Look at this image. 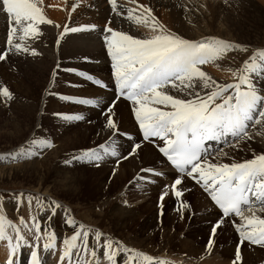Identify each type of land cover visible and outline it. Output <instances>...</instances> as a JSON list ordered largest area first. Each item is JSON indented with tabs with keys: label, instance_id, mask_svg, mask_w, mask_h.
I'll list each match as a JSON object with an SVG mask.
<instances>
[{
	"label": "snow or ice",
	"instance_id": "6c2138e0",
	"mask_svg": "<svg viewBox=\"0 0 264 264\" xmlns=\"http://www.w3.org/2000/svg\"><path fill=\"white\" fill-rule=\"evenodd\" d=\"M108 3L117 16L122 14V6L117 4V0H108ZM139 7L143 12L128 8L127 18L148 27L150 34L117 30L110 26L111 18L100 30L106 55L110 59V93L107 92L109 82L103 78L76 67L64 69L105 90L106 98L95 94L89 98L52 91L60 72V63L57 62L51 70L52 79L45 89L46 94L65 102L92 106L97 110L98 121H101V133L107 137L105 142L95 147L81 148L64 163L80 161L98 168L106 162V158L114 157L119 164L121 160L136 157L145 147L151 146L162 162L157 166L160 170L157 167L142 168L141 173L172 177L170 185H164L166 190L160 194L158 215L162 217L164 214V199L169 192L180 202L178 212L191 207L181 199L185 192L191 191L186 184L190 182L199 186L215 211L206 250L212 248L219 229L231 226L239 236L232 262L237 264L242 261L241 245L245 241L264 246V216L257 215V212L264 213V149L253 151L251 158L245 159L220 152L218 156L230 160L222 162L213 157L207 142L227 144L228 138H231L235 142L231 147L238 149L241 143L251 142L256 135L264 136V48L252 50L242 43L211 35L199 39L186 38L160 25L150 8ZM0 14L8 20L5 42L0 45V61H4L9 53L40 55L35 47L30 48L23 41L26 37L38 39L41 35L39 25L52 23L43 15L41 0H0ZM96 30L95 24L65 25L64 31L56 38V45L59 46L66 33ZM234 51L244 55L238 66L228 69L230 82H218L202 70V66L209 61L226 58ZM82 59L90 61L87 55ZM0 95L6 99L11 97L6 86L0 87ZM119 103H126L136 135L123 129L116 111ZM53 115L72 121L88 119L80 113L68 115L54 112ZM257 128L261 132L255 133ZM123 141L127 142L126 149ZM26 143L36 149L50 146V142L35 138ZM26 154L33 156L39 152L21 150L7 155L16 159ZM164 168L168 169L167 173ZM138 179L154 183L139 174ZM4 199L0 195V241L6 242V258L2 264H18V251L26 246L31 248L29 264H42L38 254L41 241L43 251H55L57 235L47 225L43 226L42 232L38 217L43 213L51 220L60 210H63L64 222L72 226V231L71 235L63 237L59 246L58 264H173L130 248L99 228L78 223L68 209L56 200L49 199L45 203L35 198L37 211L34 214V197H25L22 192H13L11 199L17 208L27 199L28 220L23 216L19 217V223L8 220V226L14 232L10 235L5 225ZM237 217L239 222L235 219Z\"/></svg>",
	"mask_w": 264,
	"mask_h": 264
},
{
	"label": "bare ground",
	"instance_id": "6f19581e",
	"mask_svg": "<svg viewBox=\"0 0 264 264\" xmlns=\"http://www.w3.org/2000/svg\"><path fill=\"white\" fill-rule=\"evenodd\" d=\"M69 1L70 0H41L43 15L45 16L46 20H50L52 21V23L39 25L41 35L38 39L32 38V37H26L25 40L23 41V43L29 46L30 48L35 47L37 51L40 53V55L31 56L29 54L21 53L13 57V59L15 58L17 62L19 61V59L22 60V63H24V66H25L24 72L26 70V72L31 71L33 73L40 74L44 71V70L43 71L39 70V69H42L41 66H47L48 64L49 65L51 64L50 66L52 67V64H54V67H55L56 63L58 62L61 65L60 69L76 67L79 70L87 71L89 73H94L103 78H108L107 71L110 69V59L106 55L105 46L102 41V34H100L101 33L100 30H102L101 26H104L106 23H108L109 18H111L112 23L110 26L114 27L117 30H123V31L129 32L130 34H138V35L150 34L148 32L150 31L148 27L139 23L141 24V26L143 25V28H140L137 26L138 28L137 29L136 27L131 26L132 24H130L135 21L129 20L127 18L126 7L136 9L140 5H144V2L145 3L151 2V4L153 3V4L158 5L156 7L161 8V11L164 12L162 13L160 20L165 26V28L170 29L173 32H176L177 34H182L186 38L199 39L200 37L211 35V36H216V37L223 38L226 40H230L232 42H239V43H245V44H254L255 41L258 40V38L253 39L255 32L253 31V29H251V27L247 23H246L247 25L245 23H242L243 25L241 26L239 25L240 27H237L234 29L232 28L225 29L223 27L204 28L200 26L201 28H198V31H196V29L193 28V26L199 27L198 24L196 23L197 22L196 20H195L196 22H191L183 18L180 21L182 17L180 18L177 15V11L182 13V11H185V10H189V11L196 10V9L201 10L202 6L204 7L206 5L207 7V5L209 6L211 3L218 2L219 4H221L222 3L221 0H218V1H215V0H185V1H181V0H117V4L121 5L123 9L122 14L120 16H117L116 13L112 11V7L108 3V0H75L78 2V5H77L78 10L77 12H75L74 17H72L71 19H68V11L71 8ZM217 4L215 6L219 7V5ZM145 6H147V4ZM137 10L139 11L140 9H137ZM160 14L161 13H159L158 15ZM200 17H203V16H200ZM85 24H95L97 25V30L96 31H80L76 33H71V32L66 33L65 36L61 38V43L59 44V46L56 45V38L59 36L60 32L64 31L65 25H68L69 27H78L80 25H85ZM57 25H59L60 27H57ZM7 29H8V20L7 18H5L4 14H0V45H3L5 42ZM17 42H20V41L18 40ZM251 49L255 50V47L253 46L251 47ZM85 55L90 57L89 62H85L82 59V57ZM243 55H244L243 53L234 51L233 53L229 55L230 57H226L220 60L218 59L216 61H209L208 63L202 66V70H204L207 74L211 75L213 79H216L218 82H225V81L230 82L231 73L229 72L228 69L233 68L234 65L240 64L242 62L241 57ZM23 59H24V62H23ZM34 63L36 67H33ZM5 67H2L3 69L0 68V80H4L7 82L9 79V71L7 72V69ZM12 73H10V75H12ZM33 73L31 74L33 75ZM27 76H28V72H27ZM51 79H52V76L50 77V80ZM26 80H29V78ZM50 80H47V81L44 80V83L48 82V85H49ZM36 81L34 83H37ZM67 81H69V83L71 84L69 85ZM62 82L64 85V93L73 94L76 96H88L89 98H91V96L95 94L99 97L106 98L105 90L99 89L98 87L91 85L88 81L76 76L73 73H67V78H65V80H63ZM53 86L54 87L52 88V91H57V88L59 86L58 77H57L56 83ZM34 94L35 93H33V95ZM39 94L40 96L43 95L46 98L47 107H49L53 103V102L51 103V101L53 100L58 103V100H55L54 97L50 95L46 97L43 92H40ZM33 95H31V98H33ZM33 108H34L33 105H29L27 110L24 109V114L26 118L29 120L31 116L30 115L31 110ZM72 108L79 109L80 114H83L88 119H92L91 124L86 126V129L82 133L86 135V133L88 132L93 133L97 131V136L100 137L101 143L105 142L107 137L104 133H101V128H100L101 121H98L97 110L94 109L92 106L81 107L75 104H73ZM60 109H61V106H60ZM116 111L118 113V118L122 121L123 129H128L132 132L133 135H136L134 121L129 114V109L126 103H119ZM55 112H57V109H55ZM69 112L75 113V112H72V110H70ZM52 114H51V117L53 118L54 116H52ZM47 121H50V120L46 119L45 122ZM55 122H57V118ZM74 125H76V123L71 120L67 122V126L65 127L67 129V132H70V133L66 138H70L74 134H77L78 131L80 130V129H78L77 131L74 130L73 129ZM254 132L259 133L261 132V129L257 128L254 130ZM98 133H100V135H98ZM228 141H231V138H228ZM123 143H124V148L126 149L127 142L123 141ZM234 143L235 142L233 141L230 143L228 147L225 146V148L223 149L221 148L222 149L221 152H227L229 154V157H233L236 159L251 158L253 151L259 152L261 149H264V136L256 135L255 138L251 142L247 144L241 143V146L238 149H234L231 147V145ZM215 145H216V142L213 141L211 144V148H210V151H213V157L217 159H221L222 162H230L228 157L218 156V153L220 152L218 151L215 152V149H214ZM55 151H59V150L56 149ZM73 154L74 153H72V155ZM157 156H158V153H156L155 150L152 149L151 146H149V147H145L138 156L129 157L127 160H122L117 166L110 165L112 164L113 160L111 158H106V162L102 164V167H107V170L109 171V173L112 170V173L115 176H117L122 182V180L127 178L129 175L139 174L140 176H145V174L141 173L140 171L142 168H152V167H157L161 165L162 162L159 159H157ZM42 159H45V158H42ZM59 160H62V159H59ZM43 162L46 163L45 161ZM54 167H57L56 164ZM6 169L7 168L0 170V178H4L5 176L6 177L10 176L11 173L8 172L9 171L8 169L7 170ZM113 169H115V171H113ZM59 170L62 171L63 173H66L63 168L62 169L59 168ZM157 170H160L159 167H157ZM163 170L165 171V173L168 172L167 168H164ZM16 171L18 172L19 170L17 169ZM103 171L105 172V170ZM24 172L26 171L24 170ZM161 178L166 181V184L170 185V182L172 179L171 176L165 175V176H162ZM52 183L54 187L57 186L62 192H70L73 195L75 194L78 195L79 193L78 185L74 186L73 184L61 183V181L59 180H53ZM125 183L126 182L123 183V186L120 189V191L117 192L118 193L117 197L122 195V199L120 200L119 198L115 199L116 201L114 199L113 200L112 199L111 200L109 199L101 200L100 199L97 202L95 201V202L90 203V205H86L83 211H79V212L74 211L72 206L68 205L69 214L71 216L73 214V216L75 217L78 214L82 218L80 223H83L86 226H91L93 228H99L101 231L105 233L107 232L113 238L120 240L122 243L126 244L130 248H135L139 251L146 252L147 254L160 258L162 260L171 261L173 262V264H232L234 257H235V251H236L235 245L230 246L231 243L229 244L226 240H225L226 242L223 241V238L228 235L234 236V238L239 237L238 233L234 230L233 227L231 229L230 226L228 228L227 225H225L224 227L219 229L217 234L214 237V244L212 248L206 250V245H207L206 242L208 240V236L210 233V224L214 222L213 218L215 216V211L212 209L211 204H209L206 194L203 195L201 193V195H199L200 194L199 192L201 191V188L199 186H195L193 185V183H190V182L186 184V187L191 189V191L185 192L182 198L184 201H187L191 205V207L186 208V209H180V211L181 212L184 211L182 213L186 212V214L190 212L192 213V215H195L194 217L195 223L194 222L193 223L196 226H198L197 227L198 229L199 228L202 229L203 235L205 236L206 240L200 242L201 241L200 236H196V234H193L194 233L193 231H191L193 233L189 232L191 226L183 222V217L180 214L181 212L179 213L180 214L179 215L177 211V209L179 208L178 206H180V204L177 206L172 205L173 206L172 209L171 207H169V204L168 205L165 204L164 209L166 210V214L164 212L163 216L165 217L163 218L162 216L163 229H162V236H161L162 237L161 239H163L165 242L163 241L162 243L160 242L161 243L160 246L158 245L154 246L152 245L151 240L153 236H156V235L152 234L150 229L152 226H156L158 224L156 223V219L159 220L158 212H156L158 206H156L155 204H150V203L142 204V205L139 204L140 210L138 208H136L137 209L136 210L134 208L133 202H130L131 199H129L128 197L129 194L127 193L128 190L125 187ZM38 185H39L38 188L32 187L34 188L35 192L41 193V194H49L51 196L55 195V197L57 196L58 193L52 187H50L51 186L50 184L38 183ZM155 188L157 187H154V189ZM153 192H155V190H153ZM150 196L152 197V193L150 194ZM201 197H203V199ZM36 198H40L44 201L42 196H39V197L36 196ZM122 201L124 202L121 203ZM125 201H128V202L125 203ZM62 202L66 203L65 200H63ZM125 204H127V206ZM10 205L11 204L9 205L7 204L4 207L5 216H6L5 225H6V228L10 230V235H14L12 228L8 226L7 222L8 220H11L13 223H19L20 216L18 215L16 216V212H15L16 210L10 215L6 212V211H9ZM22 209L24 211L22 212L21 216H23L25 220L27 221L28 217L26 216L28 215V202L24 203V207ZM97 209H101V211L98 212ZM32 211L34 214L37 211L36 206H35V198L32 201ZM60 211L63 214L59 213ZM60 211H58V213L51 220H48V217H47V219L44 220V222H41L42 232H43V226L47 225L57 235V241H56L57 248L55 251H52V250H49L47 252L43 251L42 249L43 241H41L40 246L38 248V254L42 260V264H58L59 246L62 242V239L65 235H71L72 226L66 225L65 222H62V219L65 218V214L63 210H60ZM167 213H170V215H167ZM128 214L134 215V220L132 219L130 220V222H132L133 224H135L134 221L137 219L138 220L143 219L145 221L144 222L146 223L145 233L141 232V234H139L138 232L135 233L129 230L126 234H124L123 230H126V227L129 223L123 220L126 219L125 216ZM42 215L44 214L43 213L39 214L38 218H40ZM257 215L264 216V213L257 212ZM235 219L237 220V222H239L238 217ZM126 220L129 221L128 219ZM159 221L162 222L161 220ZM180 222L182 224V227L178 228L179 226L178 223ZM54 225L55 226L60 225V226H58V229H56ZM120 232L123 233V235H121ZM159 232H161V230ZM24 234L27 235V232L25 231ZM117 234L122 238L120 239L116 237ZM201 234L202 233L200 232L199 235ZM236 239L238 241V238ZM220 241H223V242L221 243ZM206 255H207V258L201 257V256H206ZM241 256H242V261H240V263L237 262V264H264V246L253 245V244L251 245V243L247 241V243H244L243 248H241ZM5 258H6V242L0 241V264H2ZM16 259H17L18 264H29V261L31 259L30 246L22 247L18 251ZM120 259L122 260L123 256H121Z\"/></svg>",
	"mask_w": 264,
	"mask_h": 264
},
{
	"label": "rangeland",
	"instance_id": "374dc122",
	"mask_svg": "<svg viewBox=\"0 0 264 264\" xmlns=\"http://www.w3.org/2000/svg\"><path fill=\"white\" fill-rule=\"evenodd\" d=\"M181 1H185V0H181ZM215 1H218V0H215ZM221 1H222L221 4H219L218 2H215V3H211L209 6L207 5V7L204 4L205 6L204 7L202 6L201 10H198V9L192 10V11L185 10V11H182V13L177 11V15L180 18L182 17L180 19V21L183 18L188 20V21H191V22L197 21L196 23L198 24L199 27L193 26V28H195L196 31H198V28H201V27H204V28L223 27L225 29H231V28L234 29V28H237V27H240L241 25H243L242 23H245V24L247 23L251 27V29H253V31L255 32L253 39L258 38V40L255 41L254 44H245V43H242V44L249 47L250 49L253 46L255 47V49L264 48V0H227V2H226V0H221ZM149 3L144 2V6L147 4L146 7L151 9V14L155 18V20L160 25H163L160 18H161L162 13H164V12L161 11V8L156 7L158 5L153 4V3L151 4V2H149ZM69 4H70L71 8L68 11V19H71L72 17H74L75 12H77V10H78V7H77L78 2L75 0H70ZM216 4L219 5V7H216L215 6ZM73 5H75V8H73ZM126 9H128V7H126ZM137 9H140L139 11L143 12V9H141L139 7L134 9V12ZM159 13H161V14L158 15ZM251 14H253V15H251ZM200 16H203V17H200ZM5 18H7V17L5 16ZM73 23H74V21H73ZM130 24H132L131 26L136 27V28H137V26L140 28H143V25L141 26V24H139L137 22H132ZM100 26H101V24H100ZM104 26H101V29H103ZM148 32L150 33V31H148ZM100 34H102V33H100ZM236 43H239V42H236ZM9 54L7 55V57L4 61H0V68L5 67V65H6L5 68L7 69V72L9 71L8 81L6 82L4 80H0V87L6 86L11 93V97L8 99H6L3 95H0V170L7 168L9 170L8 172L11 173L9 177L5 176L4 178H0V195H3L5 198L4 199V207L7 204L8 205L11 204L9 211H6V212L10 215L11 213H13L16 210L15 211L16 216L17 215L21 216L22 212L24 211L22 208L24 207V203L27 202V199H25L24 202L19 206V208H17L15 206V201L13 199H11V194L13 192H15L17 194L22 192V193H24L25 197H27L28 195H31L34 198H36V196L37 197L42 196L45 203H47L49 199H53V200L58 201L60 204H62L64 206V208L68 209L69 208L68 205H71L72 208L74 209V211H77V212L83 211V209L86 207V205H90V203L95 202V201L97 202L100 199L101 200L102 199H109V200L114 199L115 200L118 198H119V200L122 199V195L117 197V195H118L117 192L120 191L124 182H126L125 187L128 190L127 191V193L129 194L128 197H129V199H131L130 202H133L135 209L138 208L140 210V205L148 204V203L155 204L156 206H158V200H159L160 194L162 191L166 190L164 187V185L166 184V181L163 180L161 177H156V176L151 175V174H145L146 180L147 181H154V183H153V182H146L145 180H140V179H138V175L133 174V175H129L127 178H125L121 182L120 179L112 173V170L109 173V171L107 170V167H102V165L97 168L92 164H85V163H82L80 161H72L71 163L65 165L64 161L67 159H70L72 156V153H74V154L78 153L79 150L83 147H95L99 143H101V141H100V137L97 136V131H95L93 133L88 132V133H86V135H84L82 133L86 129V126L91 124L92 119H86L84 121H73L76 123V125H74L73 129L76 131L78 129H80V130L78 131L77 134H74L70 138H66L70 133V132H67V129L65 127V126H67V122L69 120L57 118V122H55L56 117L52 113H54L55 109H57V112H63V113L68 114V115L77 114V113H79V109L72 108L73 104L81 106V107H85V105L65 102V101L58 99V97H56V96H52V97H54L55 100H58V103L53 100V101H51V103L53 102L54 105L52 103L50 105L51 107L50 106L47 107L46 98L43 95L40 96L39 93L43 92L46 97L49 96L45 92V89L48 88L49 85H48V82L44 83V80H46V81L50 80L51 69H52V67H54V64H52V67L50 66L51 64L50 65L48 64L49 67H48V65L47 66H41L42 69H39V70H41V71L44 70L42 73H40L41 75L39 73H33L31 71H27L28 72V76H27L26 70H25L26 73L24 72L25 66H24V63H22V60L19 59V61L17 62L15 58L13 59V57H15V54H11V53H9ZM227 57H230V56L228 55ZM23 62H24V59H23ZM3 64H5V65H3ZM238 65H234V67H236ZM33 67H36L35 63L33 64ZM36 69H38V68H36ZM22 71H23V73H22ZM10 73H12V75H10ZM14 73H16V74H14ZM31 73H33V75ZM67 73H69V72L64 71V69L62 68V69H60V72L58 75L59 86L57 88V92H60L62 94H67V93H64V85L62 82L63 80H65V78H67ZM107 73H108V78H103V77L98 76L94 73H90V74H93L99 78H103L105 81L109 82V88H108L107 92L110 93L111 92V87H110L111 82L109 81L110 69L107 71ZM37 74H38V76H37ZM15 75H17V76H15ZM24 75L27 78H25ZM36 77L37 78L40 77V78L37 79ZM28 78H29V80H26ZM34 80L35 81L37 80L36 82L37 83L39 82V83L38 84L34 83L35 82ZM67 82L69 85L71 84V83H69V81H67ZM89 83L91 84V82H89ZM91 85H93V84H91ZM93 86H95V85H93ZM95 87H97V86H95ZM33 93H35L34 95H36V96H34ZM38 94H39V96H38ZM31 95H33V98H31ZM67 95H73V94H67ZM38 97H39V99H38ZM29 105L34 106V108L31 110L30 120L27 119L25 114H24V109L27 110ZM60 106H61V109H60ZM49 108H50V110H49ZM52 109L54 110V112ZM69 109L75 113H70ZM51 114H52V116H54L53 118L51 117ZM89 117H90V115H89ZM46 119H48L52 122H50V121L45 122ZM37 126H39V127H37ZM32 138H35L38 140L48 141V142H50V146L43 147L42 149H36L31 144L26 143L27 141L31 140ZM61 142H62V144H61ZM231 142H233V141L232 140L228 141L227 144L221 142V144H219V145L216 143V145L214 146L215 152L216 151L221 152L222 149L225 148V146L228 147ZM56 149L59 151H55ZM21 150H25V151L35 150V151H38L39 154L33 155V156H29L26 154V155L19 157V158H16V159H11L7 155L11 152H19ZM42 158H45L47 161L45 159H42ZM108 158H111L113 160L112 164H110V165H114V166L119 165L116 163V158H112V157H108ZM59 159H62V160H59ZM43 161H45L46 163H44ZM77 162H79V163H77ZM55 164L57 167H54ZM60 166H62V167H60ZM59 168L60 169L63 168L66 173H63L62 171H60ZM17 169L19 170L18 172L16 171ZM24 170L26 172H24ZM103 170H105V172ZM64 174H66V175H64ZM39 177H41V178H39ZM53 180H59V181H61V183L73 184L74 186L78 185L79 186L78 195L77 194L73 195L70 192H62L57 186L54 187V185L52 183ZM38 183L50 184L51 186L50 185L49 186L52 187L58 193L57 196L55 197V195L51 196L49 194H41V193L35 192L34 188L35 187L38 188V186H39ZM153 186L157 187V188L154 189ZM32 187H34V188H32ZM153 190H155V192H153ZM151 193H152V197L150 196ZM199 193H200L199 195H201V193L203 195L205 194V193H203L202 189ZM130 196H131V198H130ZM140 197H142V198H140ZM201 198L203 199V197H201ZM61 200L62 201L65 200V202L68 204L62 202ZM182 200H183V198H182ZM123 202L124 201H122L121 203H123ZM165 204L166 205L169 204V207H171V209H172L173 206L179 205L180 202L178 201V199L174 195L169 193V195L166 196L164 199V206H165ZM125 205L127 206V204H125ZM178 207L180 208V206H178ZM97 211L100 212L101 209H97ZM158 211H159V208L157 207L156 212H158ZM164 212L166 214L165 209H164ZM180 212L181 211H179L178 214ZM182 212H184V211H182ZM182 212L180 214L183 217V222L187 223L188 225L191 226L189 232L190 233L194 232L193 234H196V236H200L201 237L200 242L205 241L206 239H205V236L203 235L202 229H200V228L198 229L197 228L198 226H196L194 224L195 223L194 222L195 215H192V213H190V212H188L187 214H186V212L185 213H182ZM59 213L63 214L61 211ZM184 214H186V215H184ZM132 215L133 214H128L125 216V218L128 219L129 221H127L126 219L123 220V221H126L129 223L127 225L128 228L126 227V230H123L124 234H126L129 230L133 231L135 233L138 232L139 234H141V232L145 233V229H146V223H144L145 221L143 219H141V220L137 219L134 221V223L136 224L135 225L132 222H130L131 219L134 220V215L133 216ZM155 215H156V213H155ZM167 215H170V213H167ZM26 217H28V215ZM72 217L78 223H80L82 220V218L78 214L76 217L73 216V214H72ZM164 217L165 216H163V218ZM39 219L41 220V222H44V220L47 219V216L44 214ZM159 220H161L162 222H160ZM159 220L156 219V223H158V224L156 226H152L150 229L151 233L156 235V236H153V238L151 240L152 241L151 243L154 246L155 245L160 246L162 241L165 242L163 239H161L162 238L161 237L162 236V229H163V220H162L161 216H159ZM64 221H65V218L62 219V222H64ZM178 225H179L178 228L182 227L181 222L178 223ZM58 226H60V225H58ZM58 226L54 225V227L56 229H58ZM227 227L229 228L228 225H227ZM230 228L232 229L231 226H230ZM6 230H7L8 234H10V230L8 228H6ZM160 230H161V232H159ZM191 231H193V232H191ZM198 232L199 233L201 232L202 234L199 235ZM120 234L123 235V233H121V232H120ZM233 234H234V232H233ZM116 237H118L120 239L122 238L118 234L116 235ZM233 238H234V236L228 235V236H225L223 238V241L226 240L229 244L231 243L230 246L235 245V248H236V244L238 242L236 238H238V240H239V237H235L234 239ZM223 241H220V242L222 243ZM244 243H247V241H245ZM244 243L241 245V248H243ZM201 257L207 258V255L201 256ZM202 261H204V260H202Z\"/></svg>",
	"mask_w": 264,
	"mask_h": 264
}]
</instances>
